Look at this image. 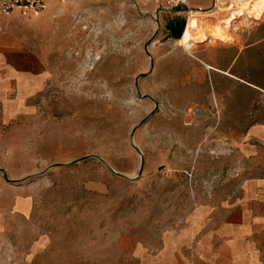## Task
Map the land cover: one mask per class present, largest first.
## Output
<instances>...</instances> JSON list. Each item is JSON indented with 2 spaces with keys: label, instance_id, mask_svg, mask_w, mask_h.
I'll list each match as a JSON object with an SVG mask.
<instances>
[{
  "label": "rangeland",
  "instance_id": "374dc122",
  "mask_svg": "<svg viewBox=\"0 0 264 264\" xmlns=\"http://www.w3.org/2000/svg\"><path fill=\"white\" fill-rule=\"evenodd\" d=\"M218 1L0 18L49 71L0 102V264H192L170 245L196 208L264 173V16L177 44L187 12L212 27Z\"/></svg>",
  "mask_w": 264,
  "mask_h": 264
},
{
  "label": "crops",
  "instance_id": "0c3cea01",
  "mask_svg": "<svg viewBox=\"0 0 264 264\" xmlns=\"http://www.w3.org/2000/svg\"><path fill=\"white\" fill-rule=\"evenodd\" d=\"M193 1L204 8L213 2ZM48 73L43 57L15 35L0 32V102L14 91L21 96L33 94ZM237 195L196 208L188 221L185 244L179 237L170 247L181 253L185 245L192 264H264V173L240 181Z\"/></svg>",
  "mask_w": 264,
  "mask_h": 264
},
{
  "label": "bare ground",
  "instance_id": "6f19581e",
  "mask_svg": "<svg viewBox=\"0 0 264 264\" xmlns=\"http://www.w3.org/2000/svg\"><path fill=\"white\" fill-rule=\"evenodd\" d=\"M218 3L216 5L217 10L211 14L217 19L212 27L204 20L206 15L189 12L190 10L187 12V20L177 39L178 46L190 53V46L195 42L206 40L208 33L212 37H218L220 40L225 41L227 36L223 33V30L229 28L235 19L242 17L246 20H261L264 16V0H227L226 2L219 0ZM218 15H221V18Z\"/></svg>",
  "mask_w": 264,
  "mask_h": 264
},
{
  "label": "built area",
  "instance_id": "2783aa9c",
  "mask_svg": "<svg viewBox=\"0 0 264 264\" xmlns=\"http://www.w3.org/2000/svg\"><path fill=\"white\" fill-rule=\"evenodd\" d=\"M50 0H0V18L20 16L28 17L47 8ZM171 3V2H170ZM173 6L187 5L186 0H172Z\"/></svg>",
  "mask_w": 264,
  "mask_h": 264
},
{
  "label": "water",
  "instance_id": "95a60500",
  "mask_svg": "<svg viewBox=\"0 0 264 264\" xmlns=\"http://www.w3.org/2000/svg\"><path fill=\"white\" fill-rule=\"evenodd\" d=\"M228 141V140H227Z\"/></svg>",
  "mask_w": 264,
  "mask_h": 264
}]
</instances>
